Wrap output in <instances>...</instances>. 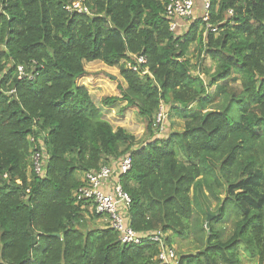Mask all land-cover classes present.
Here are the masks:
<instances>
[{"label":"trees","instance_id":"trees-1","mask_svg":"<svg viewBox=\"0 0 264 264\" xmlns=\"http://www.w3.org/2000/svg\"><path fill=\"white\" fill-rule=\"evenodd\" d=\"M169 2L0 0V264H164L156 242L121 243L74 196L87 171L127 154L119 181L134 231L161 230L168 246L203 231V248L179 264H238L242 249L264 264V0H209L208 18L177 32ZM136 56L146 63L134 71ZM93 61L118 66L126 85L103 103L135 107L142 139L114 128L77 83ZM164 107L181 126L160 130ZM207 195L218 203L208 227V207L192 222ZM231 215L224 239L215 223Z\"/></svg>","mask_w":264,"mask_h":264},{"label":"built area","instance_id":"built-area-1","mask_svg":"<svg viewBox=\"0 0 264 264\" xmlns=\"http://www.w3.org/2000/svg\"><path fill=\"white\" fill-rule=\"evenodd\" d=\"M204 20L208 18L207 8L209 0H202ZM70 8V7H68ZM72 9L79 12H88L87 8L82 6L80 1L72 4ZM195 0H170L166 7V17L169 19V28L172 31L187 27L196 18L194 17ZM183 30V29H182ZM215 31L216 28H211ZM146 59L143 56H136L135 64L127 63L126 65L134 70H139L141 64H145ZM19 77L25 72L23 66H18ZM144 70L142 73H146ZM32 77V73L28 75ZM161 109V108H160ZM164 116L161 110L156 115V123L160 125V120ZM160 130L162 127H159ZM34 169L40 174L42 164L38 154L34 155ZM131 168V156L129 154L121 157L115 164L101 165L97 170H89L84 174L85 183L74 191V196L79 201L90 202V207L96 214H101L107 219L110 227L117 232L118 239L124 244H139L144 239L156 242L159 247L157 255L158 260L164 264H179V256L173 246L165 244V233L161 230L150 232L149 234L140 235L130 226L125 211L128 208L131 198L124 191L119 181V175L126 173Z\"/></svg>","mask_w":264,"mask_h":264},{"label":"rangeland","instance_id":"rangeland-1","mask_svg":"<svg viewBox=\"0 0 264 264\" xmlns=\"http://www.w3.org/2000/svg\"><path fill=\"white\" fill-rule=\"evenodd\" d=\"M196 10L197 9L194 8V17H196L198 14V13L196 14ZM201 12H203L202 9ZM188 57L191 60V63H195L197 60H199V53L195 44H192L190 46ZM203 63L204 65H208L210 63V60L207 56L203 58ZM84 67L86 68V73L77 78V83L84 84L89 89H91L92 98L98 104H100L103 101L102 98H104L103 96L105 95H119L120 93L119 87H125L126 85L125 81L119 74L118 66H107L100 61H93V62L84 63ZM97 78L99 79L100 82H96ZM120 105H121L120 103L114 104L113 108H115V110L113 112L110 110L109 112H106L105 110V117L111 122L114 128L118 126H122L127 131L134 134L138 139H142L144 135L142 133L144 130L143 123L138 115L137 110L135 109V107L132 106L130 107L126 106L118 110L117 106ZM106 106H107L106 103H102L101 108H105ZM160 110L164 114V116L160 120L161 122L159 125L160 127H169L168 121L171 119L175 121H179L178 124L179 126H181L180 120L175 118V116L170 115V112L168 113V109L164 107L161 108ZM178 124H175V127H179ZM220 196L222 198L225 197L223 193ZM207 200H208L207 202L203 200L204 201L203 205L194 204L192 222L195 220L199 222L200 225H202L204 222V212H205L203 210H205L207 207H208L209 215H211L213 212L216 211L218 206L217 201L212 199L210 196H208ZM102 218L104 220L102 221L96 220L95 223L99 225L100 223L103 224L102 222L107 221V219H105L103 215ZM233 222H234V216L231 215V217H228L224 221L215 223L218 227H224V231H223L224 239H226L232 233L233 225H234ZM173 240L174 242L172 246L175 248L178 254L197 253L205 245V241H204L205 235L203 231L200 237H198L196 233H194L193 231L190 232L187 235V237L184 238L173 236ZM239 259L240 261L238 264H259L258 261L256 260V257L249 256V254L246 253L243 249L240 250L239 252Z\"/></svg>","mask_w":264,"mask_h":264},{"label":"crops","instance_id":"crops-1","mask_svg":"<svg viewBox=\"0 0 264 264\" xmlns=\"http://www.w3.org/2000/svg\"><path fill=\"white\" fill-rule=\"evenodd\" d=\"M201 2H202V0H195V8L198 10H196V14H197V16H199V14H200V12H201V10H200V4H201ZM186 27H182V29L184 30ZM85 68V67H84ZM86 73V68H85V72L83 73V74H85ZM82 74V75H83ZM96 82H100L99 81V79L97 78L96 79ZM82 85H84V84H82ZM84 86H86V85H84ZM87 87V86H86ZM87 89L89 90V92H90V94H91V89H89L88 87H87ZM92 96V95H91ZM105 96H116V95H105ZM105 96H103V97H105ZM102 100H103V98H102ZM94 102L96 103V105L97 106H99L100 108H101V105H102V103H103V101L100 103V104H98L95 100H94ZM121 104L120 106H117V108H118V110L119 109H121V108H124V107H126L125 106V102H122V101H117V102H115V103H113L112 105H110V104H107V106L105 107V108H101V109H103L104 111L106 110V112H109V110L110 111H114L115 110V108H113V106H114V104ZM144 131V130H143ZM143 133V132H142ZM105 218V217H104ZM99 220H104L103 218H100V219H98L97 221H99Z\"/></svg>","mask_w":264,"mask_h":264},{"label":"water","instance_id":"water-1","mask_svg":"<svg viewBox=\"0 0 264 264\" xmlns=\"http://www.w3.org/2000/svg\"><path fill=\"white\" fill-rule=\"evenodd\" d=\"M211 218V215H207L206 217V223H205V226L208 227V223H209V220Z\"/></svg>","mask_w":264,"mask_h":264}]
</instances>
